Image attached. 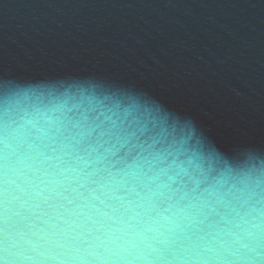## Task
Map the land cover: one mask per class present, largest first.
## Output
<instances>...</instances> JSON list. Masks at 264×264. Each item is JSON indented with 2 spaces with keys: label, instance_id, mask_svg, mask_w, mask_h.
<instances>
[{
  "label": "clouds",
  "instance_id": "9594fccd",
  "mask_svg": "<svg viewBox=\"0 0 264 264\" xmlns=\"http://www.w3.org/2000/svg\"><path fill=\"white\" fill-rule=\"evenodd\" d=\"M102 85L0 84V264H264V160Z\"/></svg>",
  "mask_w": 264,
  "mask_h": 264
},
{
  "label": "water",
  "instance_id": "95a60500",
  "mask_svg": "<svg viewBox=\"0 0 264 264\" xmlns=\"http://www.w3.org/2000/svg\"><path fill=\"white\" fill-rule=\"evenodd\" d=\"M102 85L146 122L264 160V0H0V84Z\"/></svg>",
  "mask_w": 264,
  "mask_h": 264
}]
</instances>
